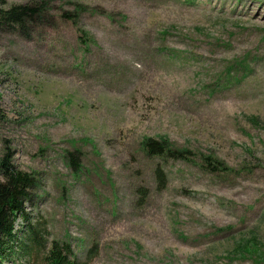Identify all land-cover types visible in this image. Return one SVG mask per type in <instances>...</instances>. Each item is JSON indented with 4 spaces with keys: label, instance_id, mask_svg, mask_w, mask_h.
<instances>
[{
    "label": "rangeland",
    "instance_id": "rangeland-1",
    "mask_svg": "<svg viewBox=\"0 0 264 264\" xmlns=\"http://www.w3.org/2000/svg\"><path fill=\"white\" fill-rule=\"evenodd\" d=\"M4 2L42 6L0 24V162L33 173L47 240L86 264H264V0Z\"/></svg>",
    "mask_w": 264,
    "mask_h": 264
},
{
    "label": "trees",
    "instance_id": "trees-1",
    "mask_svg": "<svg viewBox=\"0 0 264 264\" xmlns=\"http://www.w3.org/2000/svg\"><path fill=\"white\" fill-rule=\"evenodd\" d=\"M4 3V0H0V24L12 29L23 28L42 11L40 4L4 7ZM142 146L152 156L172 155L173 158H180L188 153L169 149L166 141L150 138ZM68 156L72 166L78 165V158L72 154ZM210 159H206L210 171H221V164ZM0 167V264H29L37 257L38 264H86L74 254L69 242L48 241L44 227L30 219L24 203L32 199L31 191L36 185L33 173L16 168L7 154L1 159ZM155 173L158 178L162 177L159 168Z\"/></svg>",
    "mask_w": 264,
    "mask_h": 264
}]
</instances>
